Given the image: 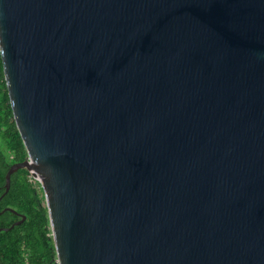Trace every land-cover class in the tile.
<instances>
[{
    "label": "water",
    "instance_id": "95a60500",
    "mask_svg": "<svg viewBox=\"0 0 264 264\" xmlns=\"http://www.w3.org/2000/svg\"><path fill=\"white\" fill-rule=\"evenodd\" d=\"M0 52L58 264H264V0H0Z\"/></svg>",
    "mask_w": 264,
    "mask_h": 264
},
{
    "label": "trees",
    "instance_id": "16d2710c",
    "mask_svg": "<svg viewBox=\"0 0 264 264\" xmlns=\"http://www.w3.org/2000/svg\"><path fill=\"white\" fill-rule=\"evenodd\" d=\"M27 156L13 115L0 52V197L5 192L9 168ZM8 207L25 215L26 220L1 231L0 264H58L45 196L29 169H20L11 176V187L0 200V211ZM20 218L11 211L0 214V228H9Z\"/></svg>",
    "mask_w": 264,
    "mask_h": 264
},
{
    "label": "built area",
    "instance_id": "2783aa9c",
    "mask_svg": "<svg viewBox=\"0 0 264 264\" xmlns=\"http://www.w3.org/2000/svg\"><path fill=\"white\" fill-rule=\"evenodd\" d=\"M34 178V177H33ZM35 179V178H34ZM36 180V179H35Z\"/></svg>",
    "mask_w": 264,
    "mask_h": 264
}]
</instances>
